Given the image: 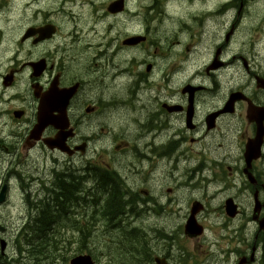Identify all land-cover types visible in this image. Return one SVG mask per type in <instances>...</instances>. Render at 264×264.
I'll list each match as a JSON object with an SVG mask.
<instances>
[{
	"label": "flooded vegetation",
	"instance_id": "obj_1",
	"mask_svg": "<svg viewBox=\"0 0 264 264\" xmlns=\"http://www.w3.org/2000/svg\"><path fill=\"white\" fill-rule=\"evenodd\" d=\"M5 1L0 21L9 22ZM119 1L92 11L95 24L111 19L100 35L95 25L63 34L41 0L28 1L37 10L28 21L16 16L13 46L0 26V208L19 201V223L0 225V264L8 231L53 216L46 200L61 176L77 186L53 230L73 239L102 232L85 249L68 241L74 254L59 264L76 255L95 264H264V0H121L108 11ZM51 25L55 34L40 41ZM258 128L260 156L248 160ZM111 201L121 208L108 218ZM192 214L200 236L185 233Z\"/></svg>",
	"mask_w": 264,
	"mask_h": 264
},
{
	"label": "rangeland",
	"instance_id": "obj_2",
	"mask_svg": "<svg viewBox=\"0 0 264 264\" xmlns=\"http://www.w3.org/2000/svg\"><path fill=\"white\" fill-rule=\"evenodd\" d=\"M28 1L30 0H9V3L7 4L8 7H10L11 11L8 13V15H4L8 17L9 22L0 21V26L4 27L5 24L8 26V34L7 38L9 39V43H12V46L14 45V41L16 40V34L13 33V28L16 27V16H20L22 12H24V16L26 18V21H28L29 17H34L37 10H29L26 6ZM113 0H41V6L44 8V14L47 13V16L57 23L60 26L61 32L69 33L74 30L75 26L78 28L77 30H80L82 32H90L93 26H96L95 31L93 34L100 35L101 32H106L108 29V25L111 24V19H107V21H104L103 23L98 22V24H95L94 21L96 19V14H94L92 11L94 9L98 10V14L100 15L101 7L106 6L108 3H110ZM63 6V10L61 7ZM33 12V13H32ZM5 13V11H3ZM92 14V18H91ZM41 19H43L42 15L39 16ZM25 25H27L25 23ZM112 32L114 34V31L112 29ZM103 34V33H102ZM101 38V36L99 37ZM102 39V38H101ZM14 40V41H13ZM11 45V44H10ZM28 47V46H27ZM14 48V47H13ZM27 51V48H25V52ZM9 57H12L13 54H8ZM26 58L31 57L27 54H25ZM19 61H22L19 59ZM223 94V93H222ZM210 96H213V94L210 92ZM15 198V197H13ZM11 203L16 204L15 207H8L3 206L0 208V225L5 224L8 227L15 226V224L19 223V220L17 219L19 216V211L17 210V207L19 208V201H16V199H11ZM24 212V209H22ZM3 222V223H2ZM203 223L207 226H210L212 224L211 217H206L203 219ZM235 225V224H234ZM236 227V226H235ZM234 227V228H235ZM101 230L98 231L97 238H100L101 236ZM228 232V231H227ZM18 231H8V239L9 241L8 248H7V254L9 257V260H7V264H59L60 255L56 259H54L58 252L55 254V252L51 253L50 258L47 256L42 257L40 255L39 258L34 257V253H36L34 250H32V247H26V244L23 242V240H19L17 237ZM110 234H112L110 232ZM79 236V234H77ZM213 235V232L211 233ZM71 233H60L59 234V242L62 245L61 248L64 249L61 250L60 254L62 256L64 255H72L74 253L70 252V246L67 245L68 241H73L74 244L80 245V238L78 236H74L75 239L71 237ZM72 238V239H71ZM76 241V242H75ZM92 240H89L91 242ZM96 241V239H95ZM100 241V240H98ZM33 242V241H32ZM25 244V245H24ZM74 249V248H73ZM24 251V254L22 256L26 257V261H22L20 258L22 257L20 252ZM66 250V251H65ZM102 260L101 262H103Z\"/></svg>",
	"mask_w": 264,
	"mask_h": 264
},
{
	"label": "trees",
	"instance_id": "obj_3",
	"mask_svg": "<svg viewBox=\"0 0 264 264\" xmlns=\"http://www.w3.org/2000/svg\"><path fill=\"white\" fill-rule=\"evenodd\" d=\"M61 177L62 178H60L57 181L56 187L54 188L55 198L46 200L51 202V209L53 210L54 213L53 216L49 211L46 214H44L42 218L40 217V215H38L37 220L39 221V224L36 222H33L32 225L29 224L28 226L29 230L27 231V233L26 232L24 233L23 239H25L26 236V241H29L26 247L33 246L32 250L36 252L34 253V257L36 258H39L40 255L42 257L47 256L48 258H50L51 253L55 252L56 254L58 252L59 254V252H61L62 250V248L60 249V242H59L60 232L53 230V224L56 221H59L58 218L59 219L64 218V216L68 212L69 209L63 210V208L69 206L68 203L70 202V200L74 199L75 194L72 190L77 186V184L73 181L74 186H71L70 181H72V178L70 176L67 177L61 176ZM109 184H110L109 182L106 183V186H109ZM113 204H115L114 201H111L108 205V210H107L108 218L111 216L113 217L114 210L117 211V209L121 208ZM87 230L88 231L77 230L79 232L78 237L80 238V245H78L79 246L78 250H81V248L85 249L86 242L92 240L94 229L93 227H89ZM135 237H137L136 240L140 239L139 238L140 235L138 234H136ZM129 238H127L126 240L129 241L130 240ZM55 258H57V256Z\"/></svg>",
	"mask_w": 264,
	"mask_h": 264
},
{
	"label": "water",
	"instance_id": "obj_4",
	"mask_svg": "<svg viewBox=\"0 0 264 264\" xmlns=\"http://www.w3.org/2000/svg\"><path fill=\"white\" fill-rule=\"evenodd\" d=\"M116 4H113L112 6H110V10L115 6ZM52 31L53 29L50 28ZM49 28H43L41 30H38V32L40 33L39 35V40H43L46 37L43 35L44 33H49L50 32ZM34 34V33H33ZM40 63V62H39ZM37 63V64H33L32 67L34 69V75L37 76L42 70L43 67H40L41 65ZM41 105H42V112H46L48 106L51 103V90H49L47 93L41 95ZM65 107V105H64ZM258 138L252 143L247 145V149H246V154L245 156L247 157V159L251 160V159H256L258 157V152H259V148L261 146V134L259 133V135L257 136ZM2 198V197H1ZM2 200H0L1 202ZM195 213V210L193 209V214ZM191 215L187 221L186 227H185V233L191 237H196V236H200L202 234V228L199 227L195 220H194V215ZM4 246V245H3ZM3 250V249H2ZM71 264H92L91 260L89 257H77L75 258Z\"/></svg>",
	"mask_w": 264,
	"mask_h": 264
},
{
	"label": "bare ground",
	"instance_id": "obj_5",
	"mask_svg": "<svg viewBox=\"0 0 264 264\" xmlns=\"http://www.w3.org/2000/svg\"><path fill=\"white\" fill-rule=\"evenodd\" d=\"M140 238V237H139ZM1 239H3V238H1ZM4 240V239H3ZM0 245H1V249H3V245H4V242L2 241V242H0ZM1 253L3 254V251H1Z\"/></svg>",
	"mask_w": 264,
	"mask_h": 264
}]
</instances>
